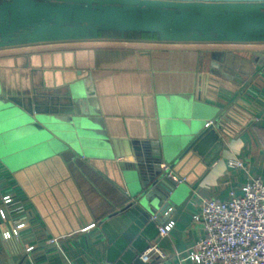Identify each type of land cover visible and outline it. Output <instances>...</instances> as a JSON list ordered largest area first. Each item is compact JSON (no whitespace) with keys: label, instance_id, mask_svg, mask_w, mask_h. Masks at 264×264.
Segmentation results:
<instances>
[{"label":"crops","instance_id":"1","mask_svg":"<svg viewBox=\"0 0 264 264\" xmlns=\"http://www.w3.org/2000/svg\"><path fill=\"white\" fill-rule=\"evenodd\" d=\"M73 82L86 102L71 105L65 96ZM25 84L43 105L68 112L28 114L12 99L23 97ZM206 128L216 133L182 155ZM69 151L76 156L66 158ZM142 159L154 172L168 163L186 177L175 187L174 228L153 240L168 258L154 264H192L205 233L194 220L203 200L241 194L251 177L264 181V42L101 31L0 47V177L11 176L7 189L23 197L21 216L29 221L19 239L0 235V264H98L88 255L97 229L79 230L145 190ZM50 237L63 243L49 244ZM103 260L110 264L107 247Z\"/></svg>","mask_w":264,"mask_h":264},{"label":"water","instance_id":"2","mask_svg":"<svg viewBox=\"0 0 264 264\" xmlns=\"http://www.w3.org/2000/svg\"><path fill=\"white\" fill-rule=\"evenodd\" d=\"M101 31L123 37L149 33L175 42H264V0H0V47L90 39ZM74 84L65 96L71 105L86 102ZM29 93L25 84L23 97L12 99L30 115L68 112V107L43 105ZM212 133L215 130L206 128L195 136L182 155L199 151ZM65 156L76 154L69 151ZM148 162L142 159L139 166L145 190L135 200L126 196L96 222L110 264H152L139 254L156 239L176 204V185L160 172L161 166H155V172L147 168Z\"/></svg>","mask_w":264,"mask_h":264},{"label":"built area","instance_id":"3","mask_svg":"<svg viewBox=\"0 0 264 264\" xmlns=\"http://www.w3.org/2000/svg\"><path fill=\"white\" fill-rule=\"evenodd\" d=\"M213 124L207 122L206 126ZM232 166H243L239 160H231ZM161 169L175 185L186 180L173 170L168 163H161ZM0 235L3 241L20 237L28 225L21 211L26 208L23 197L15 190L4 192L0 198ZM23 212V211H22ZM196 222L204 226V235L190 252L192 264H264V181L251 177L242 188V193L231 192L227 200L205 198L200 212L194 215ZM176 221L171 219L159 226V238L169 235ZM97 229L96 222L88 224L79 231L90 233ZM93 251L88 253L98 264L103 263L104 245L99 232L92 233ZM61 237H50L47 243L61 246ZM35 245L26 244L27 252ZM144 262L156 263L168 258V253L159 241L151 242L140 254Z\"/></svg>","mask_w":264,"mask_h":264},{"label":"trees","instance_id":"4","mask_svg":"<svg viewBox=\"0 0 264 264\" xmlns=\"http://www.w3.org/2000/svg\"><path fill=\"white\" fill-rule=\"evenodd\" d=\"M143 35L148 36L149 34L143 33ZM10 177L11 176H7V175L0 177V198L4 192L9 191V189H7V185L8 183H12V180L10 179Z\"/></svg>","mask_w":264,"mask_h":264}]
</instances>
